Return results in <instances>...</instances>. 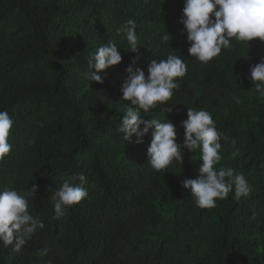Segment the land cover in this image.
Listing matches in <instances>:
<instances>
[{
  "label": "trees",
  "instance_id": "trees-1",
  "mask_svg": "<svg viewBox=\"0 0 264 264\" xmlns=\"http://www.w3.org/2000/svg\"><path fill=\"white\" fill-rule=\"evenodd\" d=\"M184 0H0V111L13 121L10 153L0 161V191L27 193L43 221L20 252L0 242V264H264V96L249 69L264 58V42L233 38L207 64L190 57L179 22ZM134 20L139 46L119 42L122 61L86 79L98 47L119 41L116 28ZM169 41H163L165 33ZM180 56L187 65L172 99L141 118L171 122L183 144L187 108L208 111L221 140L217 169L243 174L251 191L234 189L214 208H199L185 179H195L200 152L155 171L143 143L117 131L128 102L120 87L131 65ZM239 97V103L232 98ZM135 136L132 140L135 141ZM83 174L88 196L54 214L51 195ZM79 183V181H76ZM47 248V254L40 255Z\"/></svg>",
  "mask_w": 264,
  "mask_h": 264
},
{
  "label": "clouds",
  "instance_id": "clouds-1",
  "mask_svg": "<svg viewBox=\"0 0 264 264\" xmlns=\"http://www.w3.org/2000/svg\"><path fill=\"white\" fill-rule=\"evenodd\" d=\"M179 22L190 42L189 56L207 64L221 53L222 48H230L233 38L247 45L256 38L264 42V0H184ZM116 36L119 41L107 42L89 57V71L85 73L89 86L93 82L103 84L104 77L98 73L121 63L119 42L126 41L131 52L140 47L134 20L116 28ZM162 39L169 41V34L166 32ZM186 71L184 60L171 53L166 59L150 61L146 70H133L130 65L120 87L121 100L127 101L128 106L117 131L122 134L123 142L141 144L143 137L152 129L147 154L148 163L155 171L165 170L173 161L180 165L183 161L182 148L192 153L199 150L201 163L198 175L195 179H185L182 187L189 190L197 207L214 208L216 201L225 199L233 189L237 199L251 191L243 174L234 175L232 169L216 167L222 159L219 154L221 140L235 145V139L218 131L211 114L203 109L187 108V118L180 124L184 129L183 144L177 143L179 133L171 122L141 118L142 113L163 107L172 99L173 90L179 88V78H183ZM249 72L255 91L264 96V58L251 66ZM232 99L240 102L239 97ZM12 127L13 121L8 112L0 111V161L11 151L8 137ZM85 180L83 174H73L54 190L51 201L56 217L88 196L82 186ZM35 191V185L24 194L11 186L0 191V242L5 246L12 245L14 252H20L37 230L45 227L43 221L29 211L28 198L33 197ZM47 251V248L42 249L40 255H46Z\"/></svg>",
  "mask_w": 264,
  "mask_h": 264
}]
</instances>
